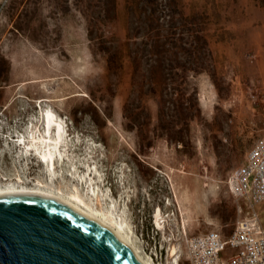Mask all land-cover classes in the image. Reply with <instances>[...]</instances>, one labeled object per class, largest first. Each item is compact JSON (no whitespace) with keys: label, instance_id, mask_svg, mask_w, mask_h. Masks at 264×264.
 <instances>
[{"label":"rangeland","instance_id":"obj_1","mask_svg":"<svg viewBox=\"0 0 264 264\" xmlns=\"http://www.w3.org/2000/svg\"><path fill=\"white\" fill-rule=\"evenodd\" d=\"M262 44L264 0H0V185L76 184L152 261L190 264L188 236L240 216L227 180L264 132ZM48 116L71 144L56 177L16 145Z\"/></svg>","mask_w":264,"mask_h":264},{"label":"water","instance_id":"obj_2","mask_svg":"<svg viewBox=\"0 0 264 264\" xmlns=\"http://www.w3.org/2000/svg\"><path fill=\"white\" fill-rule=\"evenodd\" d=\"M80 210L24 188L0 189V264H143Z\"/></svg>","mask_w":264,"mask_h":264},{"label":"built area","instance_id":"obj_3","mask_svg":"<svg viewBox=\"0 0 264 264\" xmlns=\"http://www.w3.org/2000/svg\"><path fill=\"white\" fill-rule=\"evenodd\" d=\"M257 140L227 180L240 212L233 230L229 235L212 229L188 236L190 264H264V132ZM227 248L231 254L224 257Z\"/></svg>","mask_w":264,"mask_h":264},{"label":"bare ground","instance_id":"obj_4","mask_svg":"<svg viewBox=\"0 0 264 264\" xmlns=\"http://www.w3.org/2000/svg\"><path fill=\"white\" fill-rule=\"evenodd\" d=\"M38 127V126H37ZM44 129V130H43ZM38 127L36 132L33 130V134L31 135V139L29 145H22V143H17L18 148L29 147V151L26 155L33 154V148L36 150L34 154H36L39 158H41V162L43 164H47L46 166V174L56 177V164L58 166L63 164L67 159L64 158L65 150H69L70 142L68 137L65 135L66 128L60 122H57L48 116V124L44 128ZM64 150V151H63ZM24 151V149H23ZM67 154V151H66ZM72 173V177L76 178V174ZM70 176V174H68ZM58 177V176H57ZM2 182L5 181L4 176H0ZM16 179V178H15ZM19 180V181H18ZM15 182L9 181L7 184H1L0 189L2 188H10V187H19L24 188L36 192H40L45 196L56 198L77 210H80L87 215L89 218H92L104 226L109 228L116 236L122 239L131 251L137 256V258L143 264H158L152 261L150 257H147L142 253L140 247L136 244L134 238L128 230L125 228V225L122 221H119L111 216H107L106 214L97 213L93 210V208L87 203L86 199L83 197L82 192L80 191V187L76 184H73V191L66 193L62 191L60 188H56L50 186L48 184H44L43 182L36 183V185H29L23 179H18ZM78 180V179H77ZM82 181V178L80 179ZM79 180V181H80ZM5 183V182H4ZM49 183V182H48ZM80 183V182H79ZM84 181H82L83 185ZM54 184V183H53ZM79 185V184H78ZM161 211L157 213V222L161 226ZM177 261V260H175Z\"/></svg>","mask_w":264,"mask_h":264},{"label":"crops","instance_id":"obj_5","mask_svg":"<svg viewBox=\"0 0 264 264\" xmlns=\"http://www.w3.org/2000/svg\"><path fill=\"white\" fill-rule=\"evenodd\" d=\"M262 52V54H261V59L262 60H264V44H262V48L260 49ZM263 69H264V67H263ZM261 208H264V205H261ZM263 218H264V213H263Z\"/></svg>","mask_w":264,"mask_h":264}]
</instances>
